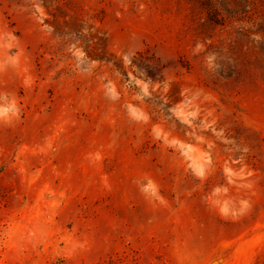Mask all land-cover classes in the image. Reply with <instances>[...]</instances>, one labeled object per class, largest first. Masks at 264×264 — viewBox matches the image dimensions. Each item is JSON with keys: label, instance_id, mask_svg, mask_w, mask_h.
<instances>
[{"label": "rangeland", "instance_id": "rangeland-1", "mask_svg": "<svg viewBox=\"0 0 264 264\" xmlns=\"http://www.w3.org/2000/svg\"><path fill=\"white\" fill-rule=\"evenodd\" d=\"M0 264H264V0H0Z\"/></svg>", "mask_w": 264, "mask_h": 264}]
</instances>
